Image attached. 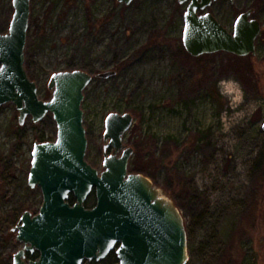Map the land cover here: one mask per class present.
<instances>
[{
	"label": "rangeland",
	"instance_id": "1",
	"mask_svg": "<svg viewBox=\"0 0 264 264\" xmlns=\"http://www.w3.org/2000/svg\"><path fill=\"white\" fill-rule=\"evenodd\" d=\"M186 5L30 0L24 68L44 101L53 73L92 75L81 108L85 159L99 172L106 116L132 115L123 137L134 150L129 172L147 176L181 211L186 264H264V0H218L206 10L231 31L253 9L261 32L246 57L190 56L182 45ZM12 14V0H0V34ZM106 71L115 75L97 76ZM55 137L51 114L20 126L14 104L0 107V264L22 247L10 229L42 203L40 188L27 183L33 145Z\"/></svg>",
	"mask_w": 264,
	"mask_h": 264
},
{
	"label": "water",
	"instance_id": "2",
	"mask_svg": "<svg viewBox=\"0 0 264 264\" xmlns=\"http://www.w3.org/2000/svg\"><path fill=\"white\" fill-rule=\"evenodd\" d=\"M126 5L133 0H117ZM218 0H178L185 4L182 45L192 57L218 52L237 57L254 55L260 23L241 13L228 31L206 11ZM30 0H12L8 30L0 34V107L12 103L18 124L39 123L51 114L54 141L35 142L28 186L39 187L37 213L24 211L11 228L22 244L11 264H100L111 252L113 264H186L189 260L184 218L173 200L145 175L129 172L133 147L123 143L133 123L130 113H109L104 120L103 161L99 172L85 159L83 92L92 75L82 70L53 73L51 97H38L37 85L24 68ZM201 12V13H200ZM115 71L98 74L109 78ZM264 131V120L261 125ZM112 153H107V150ZM94 194L93 206L85 203ZM70 195L74 201L69 203ZM38 258L25 261V253Z\"/></svg>",
	"mask_w": 264,
	"mask_h": 264
},
{
	"label": "flooded vegetation",
	"instance_id": "3",
	"mask_svg": "<svg viewBox=\"0 0 264 264\" xmlns=\"http://www.w3.org/2000/svg\"><path fill=\"white\" fill-rule=\"evenodd\" d=\"M231 1V0H230ZM246 11H250L251 13H250V16L248 17V19L249 20H252V19H255V18H253L252 17V14H253V9H248V10H246ZM246 11H244V12H246ZM244 12H242V13H244ZM201 13V12H200ZM212 14V13H211ZM241 14V13H240ZM239 14V15H240ZM213 15V14H212ZM238 15V16H239ZM214 16V15H213ZM237 16V17H238ZM215 17V16H214ZM236 17V18H237ZM216 18V17H215ZM236 18H235V20H234V23H235V21H236ZM217 19V18H216ZM255 20H257V19H255ZM217 21L220 23V24H222L218 19H217ZM258 21V20H257ZM259 22V21H258ZM234 23H233V27H234ZM260 23V22H259ZM223 25V24H222ZM224 26V25H223ZM225 27V26H224ZM233 27H232V29H233ZM260 27H261V24H260ZM226 28V27H225ZM228 30V29H227ZM229 31V30H228ZM232 31V30H231ZM230 31V32H231ZM260 32H261V30H260ZM260 34V33H259ZM259 36V35H258ZM258 36H257V38H258ZM257 38H256V40H255V45H256V41H257ZM107 153L109 154V149L107 150ZM72 195H70V197H71ZM70 197H69V199H70ZM69 199H68V201H69ZM70 203V202H69ZM73 203V202H72ZM72 203H70V204H72ZM10 231H11V229H10ZM38 258V252L37 251H34L33 253H30V252H26L25 253V261L26 262H28V261H33V260H36ZM91 264H95L94 262H91Z\"/></svg>",
	"mask_w": 264,
	"mask_h": 264
},
{
	"label": "trees",
	"instance_id": "4",
	"mask_svg": "<svg viewBox=\"0 0 264 264\" xmlns=\"http://www.w3.org/2000/svg\"><path fill=\"white\" fill-rule=\"evenodd\" d=\"M41 141H43V140H41ZM91 199H94L93 193L88 197L86 202L88 203ZM73 201H74V198H73V196H71L69 199V202L72 203ZM94 201H95V199H94ZM116 261H117V259H116L114 252H111L104 260H102V262H106V264H113Z\"/></svg>",
	"mask_w": 264,
	"mask_h": 264
}]
</instances>
